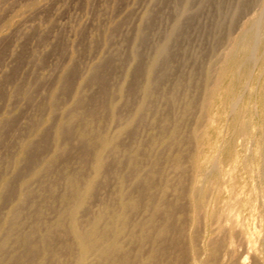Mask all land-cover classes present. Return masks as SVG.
I'll use <instances>...</instances> for the list:
<instances>
[{
  "label": "rangeland",
  "instance_id": "obj_1",
  "mask_svg": "<svg viewBox=\"0 0 264 264\" xmlns=\"http://www.w3.org/2000/svg\"><path fill=\"white\" fill-rule=\"evenodd\" d=\"M263 2L0 0V264H264Z\"/></svg>",
  "mask_w": 264,
  "mask_h": 264
},
{
  "label": "bare ground",
  "instance_id": "obj_2",
  "mask_svg": "<svg viewBox=\"0 0 264 264\" xmlns=\"http://www.w3.org/2000/svg\"><path fill=\"white\" fill-rule=\"evenodd\" d=\"M262 2V1H261ZM261 6H263V8H262V10L260 11V14H259V16L257 17V18H255V22L253 23L254 25L250 28V29H248V30H245V31H247L245 34H246V36H242L243 38H245V42H244V46H243V44H242V46H243V50L242 51H245V52H247V51H249V48H250V43H251V40H253L252 39V37L253 36H255L254 37V39L256 38V39H258V40H260L259 38H260V36L262 35L261 34V32H260V21L262 20V19H264V2L262 3V5ZM260 7V6H259ZM261 8V7H260ZM184 15V14H183ZM262 22V21H261ZM251 23V22H250ZM262 24H263V22H262ZM249 27V26H248ZM247 27V28H248ZM263 32V31H262ZM238 37H241V36H237V38ZM237 41V40H236ZM239 41V40H238ZM244 41V40H243ZM257 41V40H256ZM255 41V42H256ZM241 44V43H240ZM256 44H259V43H256ZM238 47H239V44L237 45ZM240 48V47H239ZM252 49L254 50V47H252ZM166 50H165V48H162V50H161V52L162 53H160V51H159V53L161 54V56L164 54V53H166L165 52ZM251 52H253V51H251ZM242 53H244V52H242ZM252 55V54H251ZM160 56V57H161ZM249 57H251V56H249ZM252 58V57H251ZM253 59V58H252ZM250 62H251V60H250ZM233 104V103H232ZM235 105V104H234ZM233 105V106H234ZM237 105V104H236ZM235 105V106H236ZM233 108V107H232ZM236 108V107H235ZM235 113V112H234ZM248 114V113H247ZM230 116H232V115H230ZM248 117V116H247ZM252 119V118H251ZM247 122H248V120H247ZM243 135V134H242ZM255 141V140H254ZM254 145V144H253ZM250 146H252V145H250ZM248 147V146H247ZM221 149V148H220ZM256 151V150H255ZM221 152V151H220ZM219 152V153H220ZM202 154V153H201ZM242 154V153H241ZM245 156V155H244ZM247 157V156H246ZM217 159V158H216ZM253 159V158H252ZM252 161V160H251ZM264 161V160H263ZM193 164H194V162H193ZM213 165V164H212ZM216 166V165H215ZM184 167V166H183ZM246 167V166H245ZM95 168V167H94ZM216 168V167H215ZM220 168V167H219ZM218 168V169H219ZM247 168V167H246ZM180 169H181V167H180ZM184 169H186L185 167H184ZM263 169V168H262ZM186 170H188V169H186ZM185 170V171H186ZM200 170V169H199ZM247 170V169H246ZM216 171V170H215ZM217 172V171H216ZM252 172V171H251ZM208 173V172H207ZM256 173V172H255ZM197 175V174H196ZM206 175V174H205ZM258 176V175H257ZM221 177V176H220ZM233 177V176H232ZM261 177V176H260ZM196 178V177H195ZM194 180V179H193ZM192 181V180H191ZM255 181V180H254ZM220 182V181H219ZM212 183H214V182H212ZM225 183V182H224ZM258 185V184H257ZM237 186V185H236ZM246 186V185H245ZM187 187V186H186ZM84 188V187H83ZM184 188V187H183ZM203 188V187H202ZM241 188V187H240ZM246 188V187H245ZM180 189V188H179ZM179 191V190H178ZM177 191V192H178ZM195 191V190H194ZM243 191V190H242ZM200 192V191H199ZM214 192V191H213ZM231 192V191H230ZM263 192H264V190H263ZM211 193V192H210ZM189 195V194H188ZM191 195H192V192H191ZM203 195V194H202ZM211 195V194H210ZM242 195V194H241ZM194 196V195H193ZM193 196H191V197H193ZM180 197V196H179ZM240 198V197H239ZM82 199V198H81ZM187 201V200H186ZM204 201V200H203ZM189 202V201H188ZM212 202V201H211ZM233 202V201H232ZM256 203H257V201H256ZM190 204V203H189ZM234 204V203H233ZM188 205V204H187ZM195 205V204H194ZM229 205V204H228ZM133 207V206H132ZM179 207V206H178ZM190 207V206H189ZM188 207V208H189ZM227 207V206H226ZM237 207V206H236ZM242 207V206H241ZM80 208V207H79ZM242 208H244V207H242ZM180 209V208H179ZM227 212V211H226ZM234 212V211H233ZM239 213V212H238ZM195 214V213H194ZM203 214V213H202ZM205 214V213H204ZM207 214V213H206ZM221 214V213H220ZM235 214H236V212H235ZM195 216V215H194ZM227 216V215H226ZM214 218H217V217H215V216H213ZM228 217V216H227ZM156 218V217H155ZM154 218V219H155ZM204 218V217H203ZM232 218V217H231ZM236 218V217H235ZM243 218V217H242ZM221 219V218H220ZM151 220V219H150ZM199 220V219H198ZM217 220V219H216ZM225 220V219H224ZM223 220V221H224ZM200 221V220H199ZM221 222H222V220H220ZM242 221V220H241ZM134 222V221H133ZM207 222V221H206ZM215 222V221H214ZM226 222V221H225ZM244 222V221H243ZM122 223H125L124 221H122ZM208 223V222H207ZM223 223V222H222ZM221 223V224H222ZM142 224V223H141ZM189 224V223H188ZM204 224V223H203ZM232 224V223H231ZM245 224V223H244ZM214 225V224H213ZM201 226V225H200ZM191 227V226H190ZM231 227V226H230ZM233 227V226H232ZM248 227V226H247ZM169 228V227H168ZM173 228V227H172ZM192 228V227H191ZM238 228V227H237ZM239 228H241V227H239ZM221 229V228H220ZM230 230H231V228H229ZM248 229H250V228H248ZM173 230V229H172ZM203 230V229H202ZM242 230H243V228H242ZM6 231V230H5ZM222 231V230H221ZM224 233L223 234H225L226 233V231L227 230H225L224 229ZM232 231V230H231ZM239 231H240V229H239ZM249 231V230H248ZM251 231V230H250ZM158 232V231H157ZM236 232L238 233V231L236 230ZM243 232H244V230H243ZM106 233V232H105ZM170 233V232H169ZM240 233H242V231L240 232ZM239 233V234H240ZM68 234V233H67ZM196 234V233H195ZM202 234V233H201ZM247 234V233H246ZM57 235V234H56ZM64 235V234H63ZM66 235V234H65ZM90 235H92V234H90ZM226 235H228L229 236V234H226ZM240 235H242L243 236V234H240ZM245 235V234H244ZM249 235V234H248ZM86 236H89V234L88 235H85V237ZM133 236V235H132ZM175 236V235H174ZM183 236V235H182ZM198 236V235H197ZM219 236V235H218ZM224 236V235H223ZM258 236V235H257ZM59 237V236H58ZM161 237V236H160ZM222 237V236H221ZM227 237V236H226ZM233 237V236H232ZM235 237V236H234ZM165 238V237H164ZM170 238V237H169ZM175 238V237H174ZM202 238H204V237H202ZM217 238V237H216ZM215 238V239H216ZM243 238H246V237H244L243 236ZM243 238H241V239H243ZM91 239V238H90ZM190 239V238H189ZM215 239H212V241L210 240V243H212L213 242V240H215ZM226 239H232V238H226ZM89 240V239H88ZM92 240H93V238H92ZM216 240H218V238L216 239ZM246 240H248L249 241V239H247L246 238ZM261 240V239H260ZM55 241V240H54ZM169 241V240H168ZM201 241V240H200ZM219 241V240H218ZM222 241V240H221ZM242 241H245V240H242ZM41 242V241H40ZM147 242V241H146ZM217 242V241H216ZM226 242V241H225ZM84 243V242H83ZM185 243V242H184ZM200 243V242H199ZM219 244L221 243L220 241L218 242ZM223 243H224V241H223ZM222 243V244H223ZM230 243V242H229ZM31 244V243H30ZM218 244V245H219ZM222 244H221V246H220V248L222 247ZM28 245V244H27ZM91 245V244H90ZM211 245V244H210ZM214 245V244H213ZM217 245V244H216ZM216 245H214V246H216ZM223 245H225V243L223 244ZM41 246V245H40ZM43 247V246H42ZM181 247V246H180ZM113 248V247H112ZM201 248H202V246H201ZM228 248V247H227ZM104 249V248H103ZM107 249V248H106ZM211 249H212V246H211ZM235 249V248H234ZM182 250H183V248H182ZM217 250H219L218 249V247L216 246L213 250H212V254H214L211 258L213 259V258H215L217 255V252L219 253V251H217ZM226 250H228V249H226ZM226 250H221V252L222 251H226ZM8 251V250H7ZM51 251V250H50ZM55 251V250H54ZM203 251V250H202ZM247 251V250H246ZM249 251V250H248ZM247 251V252H248ZM193 252V251H192ZM211 252V251H210ZM228 251H226L225 253H227ZM230 252V251H229ZM13 253V252H12ZM216 253V254H215ZM231 253H234V251H231ZM231 253L230 254H228V256L230 255L231 256ZM190 254V253H189ZM222 254H223V252H222ZM10 255V254H9ZM216 255V256H215ZM24 256V255H23ZM206 256V255H205ZM215 256V257H214ZM226 256V255H225ZM232 256H234L233 254H232ZM1 257V256H0ZM217 257H219V255L217 256ZM222 257H224V256H222ZM231 258V257H230ZM256 258V257H255ZM254 258V259H255ZM16 259V258H15ZM164 260V259H163ZM214 260V259H213ZM218 260H219V258H218ZM231 260V259H230ZM35 261V260H34ZM5 262V261H4ZM16 262V261H15ZM133 262V261H132ZM183 262V261H182ZM211 262H212V260H211ZM210 262V263H211ZM232 262V261H231ZM18 263V262H17ZM16 263V264H17ZM206 263V262H205ZM171 264V263H170ZM179 264V263H178ZM184 264V263H183ZM245 264V263H244Z\"/></svg>",
  "mask_w": 264,
  "mask_h": 264
}]
</instances>
